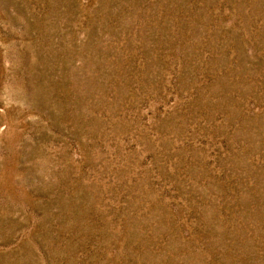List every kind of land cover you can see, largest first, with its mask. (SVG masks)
Wrapping results in <instances>:
<instances>
[{
  "label": "rangeland",
  "instance_id": "obj_1",
  "mask_svg": "<svg viewBox=\"0 0 264 264\" xmlns=\"http://www.w3.org/2000/svg\"><path fill=\"white\" fill-rule=\"evenodd\" d=\"M0 264H264V0H0Z\"/></svg>",
  "mask_w": 264,
  "mask_h": 264
}]
</instances>
